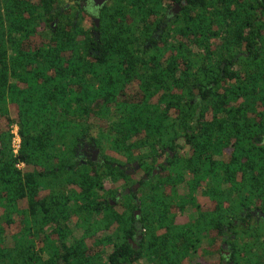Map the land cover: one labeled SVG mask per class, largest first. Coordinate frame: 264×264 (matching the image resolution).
<instances>
[{
    "label": "trees",
    "instance_id": "obj_1",
    "mask_svg": "<svg viewBox=\"0 0 264 264\" xmlns=\"http://www.w3.org/2000/svg\"><path fill=\"white\" fill-rule=\"evenodd\" d=\"M65 4L0 0V264H264V0Z\"/></svg>",
    "mask_w": 264,
    "mask_h": 264
},
{
    "label": "flooded vegetation",
    "instance_id": "obj_2",
    "mask_svg": "<svg viewBox=\"0 0 264 264\" xmlns=\"http://www.w3.org/2000/svg\"><path fill=\"white\" fill-rule=\"evenodd\" d=\"M108 1L109 0H105L101 6H99V4L102 2V0H80V1H75V2L78 3L79 9L86 12V14L89 15V18H91L95 22V19L99 20V12H100L101 8ZM189 1H191V0H160L159 12L157 14H152L153 12H151L150 16H151V18L157 17V18L161 19V22L157 23V28L151 30V34L153 36H157V34H159V33L166 32V34H168L169 32H173L172 28L174 26L177 27V25H178L177 21H178L179 17L182 15L183 11L185 10V8H184L185 5H187V3H189ZM199 1L202 2L203 0H199ZM204 1L208 2V0H204ZM75 2H73V4H70L69 1L65 0V3L66 4L68 3V5H71V6L72 5L74 6ZM154 24H156V23L154 22ZM154 24L152 27L156 26V25L154 26ZM137 26L142 27V25L140 23H138L136 26H133V30L136 29ZM92 151H93V147L89 146L86 143H84L83 146H80L78 148V153L81 157L88 158L93 162H97L99 160L102 161L98 155L94 157V155L92 154ZM18 168H20V167H18ZM120 168L124 169L126 174L135 177L136 171L138 170L139 167L137 166V163L134 162V163H127L124 166H121ZM136 184L137 183L130 185V187L125 189L122 192V194H129L130 191L137 194L138 189L140 188V185L137 184L138 185L137 189H134V186ZM122 194H117L116 199L114 201H112L111 204H113L115 206V204L122 198ZM137 204H138V201H136V205ZM256 214H259V213L256 212ZM133 217H134L133 225L135 227V232L133 233L132 239L131 240L128 239V241L130 243H132V245L134 246V244L137 243L142 238L141 237L142 229H141L140 223L138 222V220L140 218V211L138 209H135L133 211ZM222 248H223V250H220L218 257H216L217 263H215V264H218V263L227 264L229 261V257L231 254L226 250L225 245H222ZM250 255L256 256V257L264 256L263 253L250 254ZM220 257H222L223 259L221 260ZM193 262H195V260H193ZM230 264H231V262H230Z\"/></svg>",
    "mask_w": 264,
    "mask_h": 264
},
{
    "label": "built area",
    "instance_id": "obj_3",
    "mask_svg": "<svg viewBox=\"0 0 264 264\" xmlns=\"http://www.w3.org/2000/svg\"><path fill=\"white\" fill-rule=\"evenodd\" d=\"M12 138H11V146L13 149V153L16 154L20 147V137L18 134V128L17 126H13L11 130ZM23 165L20 164L18 167H22Z\"/></svg>",
    "mask_w": 264,
    "mask_h": 264
},
{
    "label": "water",
    "instance_id": "obj_4",
    "mask_svg": "<svg viewBox=\"0 0 264 264\" xmlns=\"http://www.w3.org/2000/svg\"><path fill=\"white\" fill-rule=\"evenodd\" d=\"M104 1H105V0H102V2L99 4V6H101L102 3H103ZM70 4H73V2H70ZM67 6H69L68 3L65 5V7H67ZM98 25H99V20H98V19H95V26L98 27ZM96 37L98 38V36H96ZM98 153H99V151H98L97 149L93 148L92 154L94 155V157L97 156ZM94 157H93V158H94ZM93 160H94V159H93ZM137 187H138V185L136 184V185L134 186V189H137Z\"/></svg>",
    "mask_w": 264,
    "mask_h": 264
},
{
    "label": "rangeland",
    "instance_id": "obj_5",
    "mask_svg": "<svg viewBox=\"0 0 264 264\" xmlns=\"http://www.w3.org/2000/svg\"><path fill=\"white\" fill-rule=\"evenodd\" d=\"M11 130H12V128H11ZM179 189H180V191H182L183 187L180 186ZM74 236H77V234H74Z\"/></svg>",
    "mask_w": 264,
    "mask_h": 264
}]
</instances>
